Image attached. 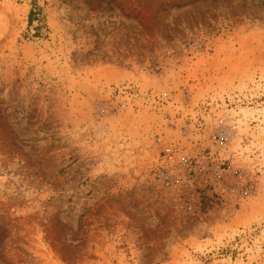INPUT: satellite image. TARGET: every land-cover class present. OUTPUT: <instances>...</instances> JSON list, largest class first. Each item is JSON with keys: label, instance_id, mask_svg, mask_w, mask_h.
<instances>
[{"label": "rangeland", "instance_id": "374dc122", "mask_svg": "<svg viewBox=\"0 0 264 264\" xmlns=\"http://www.w3.org/2000/svg\"><path fill=\"white\" fill-rule=\"evenodd\" d=\"M2 257L264 264V0H0Z\"/></svg>", "mask_w": 264, "mask_h": 264}, {"label": "trees", "instance_id": "16d2710c", "mask_svg": "<svg viewBox=\"0 0 264 264\" xmlns=\"http://www.w3.org/2000/svg\"><path fill=\"white\" fill-rule=\"evenodd\" d=\"M33 2L35 0H32ZM35 5V4H34ZM37 15V11H36V6H34V8L32 10H30V13H29V22L32 21L33 18H35V16ZM3 262L6 263L5 259L2 257L0 258ZM7 264V263H6Z\"/></svg>", "mask_w": 264, "mask_h": 264}, {"label": "built area", "instance_id": "2783aa9c", "mask_svg": "<svg viewBox=\"0 0 264 264\" xmlns=\"http://www.w3.org/2000/svg\"><path fill=\"white\" fill-rule=\"evenodd\" d=\"M171 159V154L170 153H165L163 154L162 158H161V164L164 165L167 160Z\"/></svg>", "mask_w": 264, "mask_h": 264}]
</instances>
